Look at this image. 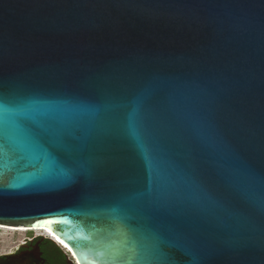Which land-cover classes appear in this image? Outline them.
Wrapping results in <instances>:
<instances>
[{
	"label": "water",
	"instance_id": "obj_1",
	"mask_svg": "<svg viewBox=\"0 0 264 264\" xmlns=\"http://www.w3.org/2000/svg\"><path fill=\"white\" fill-rule=\"evenodd\" d=\"M0 102L32 116L0 129V226L264 264V0H0Z\"/></svg>",
	"mask_w": 264,
	"mask_h": 264
},
{
	"label": "flooded vegetation",
	"instance_id": "obj_2",
	"mask_svg": "<svg viewBox=\"0 0 264 264\" xmlns=\"http://www.w3.org/2000/svg\"><path fill=\"white\" fill-rule=\"evenodd\" d=\"M48 242L56 245L63 253L70 255L66 248L54 241V238L49 236H29L17 247L13 248L12 252L0 254V264H51V258L49 261L47 260V255L50 257L52 253V247H49ZM35 251L37 253L36 256L32 255ZM70 257L72 258L71 255Z\"/></svg>",
	"mask_w": 264,
	"mask_h": 264
},
{
	"label": "rangeland",
	"instance_id": "obj_3",
	"mask_svg": "<svg viewBox=\"0 0 264 264\" xmlns=\"http://www.w3.org/2000/svg\"><path fill=\"white\" fill-rule=\"evenodd\" d=\"M29 236H48V234H46V232H41V230L8 231L0 229V254L9 253L13 248L17 247L18 244L22 243V241ZM64 254L67 261L71 262V264H74L70 255L65 252Z\"/></svg>",
	"mask_w": 264,
	"mask_h": 264
},
{
	"label": "snow or ice",
	"instance_id": "obj_4",
	"mask_svg": "<svg viewBox=\"0 0 264 264\" xmlns=\"http://www.w3.org/2000/svg\"><path fill=\"white\" fill-rule=\"evenodd\" d=\"M29 107L30 106H27L26 108H22V109H17V108L9 107L5 105L3 102H0V129H2L6 125L7 118L9 116H13L16 118L14 121L15 129L17 133H20L23 129L21 128L20 124L17 122V117L21 118L24 121L31 120L32 116L30 115V112L28 110ZM0 139H2V137H0ZM0 147H2V145H0ZM129 264H131V262H129Z\"/></svg>",
	"mask_w": 264,
	"mask_h": 264
},
{
	"label": "trees",
	"instance_id": "obj_5",
	"mask_svg": "<svg viewBox=\"0 0 264 264\" xmlns=\"http://www.w3.org/2000/svg\"><path fill=\"white\" fill-rule=\"evenodd\" d=\"M49 247H52L51 256L47 255V260L51 258V264H69L65 254L60 250L56 245L51 242H48Z\"/></svg>",
	"mask_w": 264,
	"mask_h": 264
},
{
	"label": "bare ground",
	"instance_id": "obj_6",
	"mask_svg": "<svg viewBox=\"0 0 264 264\" xmlns=\"http://www.w3.org/2000/svg\"><path fill=\"white\" fill-rule=\"evenodd\" d=\"M0 229L1 230H8V231H23V230H39V229H24V228H18V229H12V228H4L3 226H0ZM44 232H46V234H48V236H50V238H54V241L55 242H58L57 244H60V246H63L64 248H66L61 242H59L55 237H53V235H51L49 232H47V231H44ZM66 250H68L67 248H66Z\"/></svg>",
	"mask_w": 264,
	"mask_h": 264
}]
</instances>
